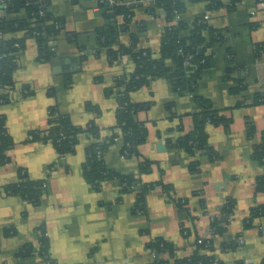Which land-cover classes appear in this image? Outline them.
Wrapping results in <instances>:
<instances>
[{
  "label": "crops",
  "instance_id": "0c3cea01",
  "mask_svg": "<svg viewBox=\"0 0 264 264\" xmlns=\"http://www.w3.org/2000/svg\"><path fill=\"white\" fill-rule=\"evenodd\" d=\"M93 1L50 0L51 21L59 19L61 28L50 61L38 60L33 37H25L17 52L9 101L0 104L12 140L9 160L0 164V264H43L39 256L16 257L24 243L38 247L39 226L46 231L53 264H150L153 257L147 245L155 237L174 246V258L191 255L198 239L212 238V254L223 264L260 262L264 258V214L253 218L248 227L244 223L252 207L264 205V187L256 188L257 178L264 177V164L252 158L253 147L264 135V103L252 104L254 94L264 95V53L253 56L254 45L264 42V10L256 8V0H240L234 6L230 0H222L223 5L213 9L207 8L206 0H187L184 12L175 16L174 22L191 23L203 15L222 32L223 40L205 49L209 62L197 80L196 94L223 110L230 121L206 125L207 141L217 159L199 153L192 156L167 141L174 142L191 130L192 116L200 110L198 101L175 90L169 77L152 78L131 91V101L147 104L136 114L146 127V139L138 146L140 154L125 156L122 142L117 140L108 145L103 159L109 168L133 174L142 183L156 184L145 193L146 211L137 214L132 210L134 191L121 192L112 179L101 181L96 190L84 178L82 164L91 138L79 134L74 151L62 156L50 141L32 139V132L48 127V111L53 106L76 126L93 121L100 129V140L110 136L116 124L117 101L105 91L113 87L116 77L130 74L134 62L128 53L109 58L108 48L116 49V42L99 45L96 30L106 19L93 9ZM0 16H6L1 6ZM166 25L164 10L143 0L135 4L130 27L119 33L118 41L127 44L135 33L138 48H149L158 55ZM68 32L76 33L78 41H68ZM240 78L245 87L236 92L234 86ZM24 87H28L27 93ZM49 89L54 94H48ZM238 101L245 104L236 105ZM87 104L97 106L98 112ZM160 142L164 149L158 147ZM142 158L152 161V168L139 174ZM194 159L198 161L196 172L189 169ZM20 168L31 180H45L46 191L39 204L2 189L18 180ZM227 198L235 201L229 215L221 211ZM213 217L223 227L221 234L210 228ZM4 229L14 233L4 236ZM233 240L236 247H221Z\"/></svg>",
  "mask_w": 264,
  "mask_h": 264
},
{
  "label": "trees",
  "instance_id": "16d2710c",
  "mask_svg": "<svg viewBox=\"0 0 264 264\" xmlns=\"http://www.w3.org/2000/svg\"><path fill=\"white\" fill-rule=\"evenodd\" d=\"M6 3V16H0V104L9 101V91L14 85V71L17 68L16 57L18 51L23 48V39L33 37L37 44L38 60L50 61L54 56L49 44L51 35L59 34V19L51 21V11L49 10L50 0H3ZM155 6L161 7L165 12L167 25L163 29L158 55H155L149 48H138V36L131 33L128 43L118 41L119 33L126 31L130 27L134 16L135 5L119 4L113 7L111 12L106 10L100 13L105 17L106 23L103 27L96 30L100 46H110L113 42L117 43V48H108V56L114 60L118 55L128 53L134 62L133 71L126 75H119L114 79L111 89H106V95L114 94L117 101L116 124L111 129L112 133L105 139L100 140V129L90 121L84 126L74 125L66 113H62L57 107L53 106L48 111V127L44 131L32 132V139L48 140L54 146L60 156L72 153L78 142V135L84 133L91 138V142L86 148L85 160L82 164L84 178L93 186L94 189L100 188L101 181L105 179L116 180L121 192L134 191L136 202L133 212L144 213L145 193L155 183L145 184L133 174L121 173L106 166L103 153L111 143L116 142L114 137H120L122 142V153L125 156L139 155L138 146L146 139V127L143 122L136 119L139 110L147 107L146 103H136L131 101L129 94L131 91L145 85L152 78L169 77L172 86L180 93L191 94L200 105V110L193 114V125L190 131L177 138L174 142L167 141L168 145L178 147L188 154L194 156L196 153L205 154L211 159H217L218 154L209 146L206 135V125L227 124L230 119L222 114L223 110L213 107L212 103L196 94V84L201 72L208 66L209 55L205 54V49L216 42L223 40L222 32L209 24L207 17L199 15L191 23L176 21L173 23L175 14L184 12L187 0H153ZM198 1V0H189ZM207 8L213 9L223 5L222 0H206ZM240 0H230V6H234ZM44 8L45 15L40 17L38 9ZM118 16L121 17V22ZM172 22V23H171ZM143 28V24L140 26ZM20 32L22 37L16 38L12 34ZM35 33V34H34ZM68 41L77 42L76 33L66 34ZM18 44V46L16 45ZM201 49V52L199 50ZM192 53L193 59L190 65L186 66L184 61L186 54ZM264 53V42L254 45L253 56L259 57ZM228 54L229 50H228ZM171 61V64L167 63ZM70 84L67 76L65 85ZM245 87L244 79H237L234 91L239 92ZM28 87H24L27 93ZM48 94H54L53 89H49ZM264 103V95L256 93L252 97V104ZM244 102L238 101L236 105H243ZM86 107L94 112H98L97 106L87 104ZM120 131V134L116 130ZM253 132V126H248V133ZM12 146V140L5 127V118L0 115V164L9 160L8 149ZM252 158L264 164V135L263 140L256 144L252 150ZM152 168V161L142 158L138 165V172L147 173ZM192 172L198 170V161L194 159L189 164ZM18 180L14 183L2 187L5 193L18 195L24 201L31 204H39L46 191L45 180H31L28 178L24 169L18 170ZM139 184L137 191L133 185ZM168 189L167 186L163 185ZM264 187V177H258L256 188ZM235 207V201L227 198L221 211L224 214H231ZM264 214V205L254 206L250 209L249 218L245 220L244 226H250L253 218ZM210 228L214 234H221L223 227L218 218L213 217ZM39 230L40 234L37 233ZM184 233V229L182 230ZM13 229H4L3 235H11ZM38 247L27 242L21 245L16 257L20 260L39 256L49 258V242L43 226L36 229ZM237 241L233 240L228 244H222V248H234ZM149 252L154 253L150 264H223L212 254L214 243L212 238L196 241V250L184 258H174V246L163 239L155 237L147 245ZM209 251L203 253L200 251ZM51 260V259H50ZM53 264V261L50 262ZM233 264H264V258L258 263H249L245 260H237Z\"/></svg>",
  "mask_w": 264,
  "mask_h": 264
},
{
  "label": "built area",
  "instance_id": "2783aa9c",
  "mask_svg": "<svg viewBox=\"0 0 264 264\" xmlns=\"http://www.w3.org/2000/svg\"><path fill=\"white\" fill-rule=\"evenodd\" d=\"M140 1H143V0H94L93 1V9L95 11H99V12L106 10V12L108 13V12H111L113 10V7L115 5H119V4L135 5V4H138ZM151 2L153 5H155L153 0H151ZM0 6L5 10L6 3L3 0H0ZM255 6L257 9L264 10V0H256ZM37 13L40 17H43L45 15V9L40 8V9H38ZM177 15H178V13L175 14V16H177ZM118 18H120V16H118ZM173 21H174V19H173ZM173 23H175V22H173ZM54 39H55V35H51L49 37V44H50V47L52 50H54V48H55L54 47L55 46L54 45ZM192 59H193L192 53L186 54L185 61H184L185 65L186 66L190 65V62ZM119 138L120 137L116 136V137H114V140H119ZM137 187H139V184L133 185V188L135 189V191H137V189H136ZM37 233L40 234L39 230L37 231ZM198 242H201V239H198ZM240 242H242V240H240ZM151 254H152V257H155L154 253H151ZM50 262H51L50 258H46V257L42 258L43 264H51Z\"/></svg>",
  "mask_w": 264,
  "mask_h": 264
},
{
  "label": "water",
  "instance_id": "95a60500",
  "mask_svg": "<svg viewBox=\"0 0 264 264\" xmlns=\"http://www.w3.org/2000/svg\"><path fill=\"white\" fill-rule=\"evenodd\" d=\"M199 52H201V49L199 50ZM77 64H79V63H77ZM158 147H159L160 149H164V148H165V144L162 143V142H160V143L158 144Z\"/></svg>",
  "mask_w": 264,
  "mask_h": 264
}]
</instances>
